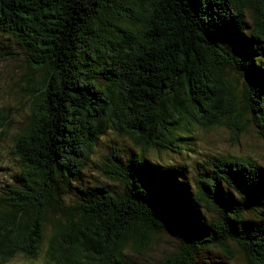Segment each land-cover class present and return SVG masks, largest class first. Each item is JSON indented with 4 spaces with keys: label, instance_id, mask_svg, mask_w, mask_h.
I'll return each mask as SVG.
<instances>
[{
    "label": "trees",
    "instance_id": "16d2710c",
    "mask_svg": "<svg viewBox=\"0 0 264 264\" xmlns=\"http://www.w3.org/2000/svg\"><path fill=\"white\" fill-rule=\"evenodd\" d=\"M0 31L30 66L21 82L32 102L12 147L22 174L0 190V264L18 254L46 264H145L125 251L141 256L164 234L179 250L147 264H198L209 248L231 260L232 245L247 264H264V167L220 154L194 194L147 179L145 158L149 149L180 153V132L195 126H224L235 139L251 124L264 130V0H0ZM8 120L0 112V142ZM110 128L140 153L98 166L117 184L83 187ZM183 197L214 216L190 215Z\"/></svg>",
    "mask_w": 264,
    "mask_h": 264
},
{
    "label": "rangeland",
    "instance_id": "374dc122",
    "mask_svg": "<svg viewBox=\"0 0 264 264\" xmlns=\"http://www.w3.org/2000/svg\"><path fill=\"white\" fill-rule=\"evenodd\" d=\"M252 27V17L247 11L244 13V25L240 29L244 33V35H240L244 42L248 41ZM29 67L23 51L16 46L13 38L0 31V112L9 116L5 126L6 137L0 142V190L12 177L22 174L20 160L12 154V147L18 130L28 125L32 118V102L29 96L23 94L24 86L21 82L22 76L28 72ZM230 77L237 89L243 86L242 80L234 74L231 73ZM181 133L184 134L181 135L183 139L180 142L182 148L180 153L155 149H149L145 153L146 166L150 167L147 179L156 184L158 180L164 181L166 191L173 192L175 189L179 191L183 187H187L195 194V179L202 174L210 176L211 170L207 161L220 154L248 158L264 167V130L258 131L252 124L236 139L232 132L224 126L207 129L195 126L192 132L182 131ZM139 153L140 148L129 137L120 135L110 128L97 143L89 165L78 180L79 185L86 187L117 184V182L106 178L98 170V166H102L106 162V158L112 154L120 161H124L131 154ZM59 187L65 202L74 201V190L66 192V185L64 184H59ZM178 197H180L179 192L177 196H171L170 199L178 200ZM182 204L190 215L191 209H196L203 220L210 221L211 217L214 216L205 208L195 205L193 197L187 200L183 197ZM248 219L253 218L248 217ZM46 227H48L46 231L47 242L51 225L47 224ZM180 246L178 240L164 234L158 237V241L152 250L143 255H136L129 250H126L125 254L129 255L136 263L147 264L153 263L166 253L179 250ZM232 247L234 258L231 260L226 259L218 248H209L199 252L196 255V260L198 264H247L241 250L234 245ZM8 264L46 263L42 255L36 259H27L22 254H18Z\"/></svg>",
    "mask_w": 264,
    "mask_h": 264
}]
</instances>
